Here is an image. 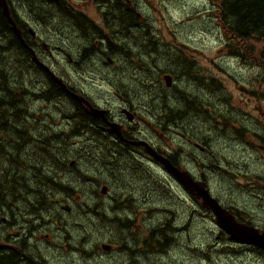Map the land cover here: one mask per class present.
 Returning <instances> with one entry per match:
<instances>
[{
	"label": "trees",
	"instance_id": "1",
	"mask_svg": "<svg viewBox=\"0 0 264 264\" xmlns=\"http://www.w3.org/2000/svg\"><path fill=\"white\" fill-rule=\"evenodd\" d=\"M58 1L60 4L59 14L57 15L58 19H68L70 21V29H73L75 26V21L79 15L78 8L68 4L61 3L60 0H46L43 4L47 2ZM129 0H101L99 3L100 9L105 12V22L107 24L108 31L105 32L103 29L101 32H91L88 34L87 39L93 45L96 41L99 40L98 35H105V41L107 43V51L114 53L120 59L121 55H126L127 57L134 55L135 50L143 51L147 56L140 54L141 58L136 56L139 66H145L149 69L150 74L154 70V65L152 62L147 63V59L153 60L155 62L160 53V48L162 46V41L160 36L162 33L153 30L151 25L147 24L144 20H140V16L145 12L144 9H135L130 6L128 3ZM211 4L214 7L215 12L219 14V19L217 21L221 22L231 30L236 38L232 39L233 41L229 42V53L237 55L238 57L243 58L245 64L241 70L242 74L247 72L248 78H244L247 81V87L245 91H248L249 97L259 99L260 104H264V87L261 86L264 83V67L258 71H251L255 64H253V58H257L259 62L264 64V0H210ZM23 3H30L35 8L34 16L42 18L41 4L43 0H37L31 2L29 0H21ZM212 7V9H213ZM146 13V12H145ZM15 16V15H14ZM16 20L17 17H15ZM220 20V21H219ZM144 23V24H143ZM61 29L65 30L64 27L59 25V32ZM96 31V30H95ZM84 37H81L83 39ZM85 39V38H84ZM78 38L67 39L66 41L71 43V46L75 48V42ZM136 40V41H135ZM100 44V42H99ZM171 47L177 45L171 44ZM179 47V46H177ZM180 48V47H179ZM132 55V56H133ZM28 52L22 46L17 37L13 34L10 24L8 23L5 16L2 14V9L0 7V211L3 215H7L8 222L13 218V209L12 205L15 203H24L28 206L29 210L35 215L44 214L46 207L51 204L53 205L54 196L59 190L58 183H46V186L39 188L36 184L31 186L28 183L27 175L25 174V162L19 156L23 152V147L21 146L25 143V139H30V132L27 130L30 125L33 124V118H27L24 114L19 118L24 121H20L17 129H19V137H16L17 133H14V127L11 129V126L7 127L8 117L10 114L14 116L20 115V113L26 110L28 106L34 101H31V96L33 92H27L25 83L29 80V76L25 79L21 78L22 70L21 65L25 68V63L28 61ZM131 58V57H130ZM142 59V61H140ZM166 61L171 65H178L181 67L179 72L176 74L177 78H180L181 75L192 77L195 80H198L201 85L212 88L213 85L222 87V81L220 78H213L212 82L209 83L206 80L204 73L198 67L196 60L188 58L183 53H175L166 58ZM148 65V67L146 66ZM261 66V65H259ZM158 70V69H157ZM163 74L164 70H158ZM15 74H18V79L16 81ZM135 81L138 84H142V87L145 90H148V100L147 105L152 106L153 109H158L157 103H161V106H166L164 109L169 111L171 109L172 116L166 117L162 122L163 129H168L172 125V121L185 122L187 120L189 124V119L193 116L201 115V119L205 123H210V129L214 131L213 126L219 125L224 127H229L230 130L234 128L236 133H234L237 138L241 139L252 146H257L261 151H264V133H252L248 130L247 125L236 121L232 123V119H228L225 115L212 110L213 108H205L203 103L200 102L197 95H192L190 92V87L174 85V91L179 92V99L175 100L173 95L175 93H165L164 89H159L156 91L152 89L155 86V81L151 79L149 88L136 76L134 75ZM249 79H251L249 81ZM50 82V80L48 81ZM52 88H58L54 86ZM31 99V100H30ZM158 100L159 102H155ZM227 100V99H225ZM139 102V101H138ZM155 102V103H154ZM153 103V104H152ZM185 107L183 108V104ZM205 115L202 118V115ZM37 115V114H32ZM46 115V114H45ZM80 119H86L82 116L81 113H77ZM49 119L55 118L52 114H48ZM217 117H219L217 120ZM19 119L17 121H19ZM89 120L90 124L96 130V126L99 124L95 122L94 119ZM22 127V128H21ZM16 129V130H17ZM212 131L208 130V133ZM247 132V133H246ZM192 133L198 135L201 133L197 127L192 128ZM246 133V134H245ZM245 135V136H244ZM64 138V137H63ZM66 141L68 139L64 138ZM19 140V144H18ZM256 141V142H255ZM71 143V142H70ZM70 143H65V146H59L53 142L47 141L48 146H44L46 151H50L55 154H65L66 146ZM107 143V141L105 142ZM257 143L258 145L256 146ZM117 153H122V148L125 146L121 143L117 145ZM65 147V148H64ZM111 147H114L111 145ZM49 148V150H48ZM64 148V149H63ZM178 152V151H177ZM108 153H112L108 150ZM98 157L96 154H90L89 157ZM103 155L101 158L103 159ZM246 173L249 176H254L259 179V181L264 182V171L263 174H254L251 171L246 170ZM221 174H223L221 172ZM37 176H41V170L37 168ZM46 180H50L45 177ZM51 181V180H50ZM263 188V187H262ZM62 189L66 193H70L71 189L67 186H62ZM264 190V188H263ZM116 203L121 204L117 201ZM96 206H101V211H95L98 213L102 221L107 219L111 222L112 232L114 234H121L124 228H132L133 220L125 219L122 221V211L121 206H112V216L108 217L106 214V207L102 204ZM41 212V213H40ZM212 217L211 213H207ZM7 222V223H8ZM165 229L170 230L171 232L175 231L177 227H168L165 225ZM90 231L85 232L81 237H84L82 241H87L89 238L85 237L89 235ZM224 233V232H223ZM208 235L207 233H205ZM215 231H212V238H215ZM220 237V235L218 234ZM0 238V264H10L8 260V255L2 253V250H6L9 247L3 246L4 240H9L10 236L4 239ZM125 240V239H124ZM124 240H121L123 249H128L131 253L136 254V251L145 256H151L155 252V243L158 245H167L171 242L173 245L175 237L173 233L166 232L164 229L161 230V233L156 235L155 231L150 230L146 234H140L136 237H129L127 242L124 243ZM82 243V242H81ZM84 244L82 243L79 246V250L86 252L84 250ZM159 247L160 252H171V250L164 249ZM200 250L204 253L208 252V247H200ZM9 259H11L9 255ZM141 261H137L136 264H141ZM146 264H153L152 261H147Z\"/></svg>",
	"mask_w": 264,
	"mask_h": 264
},
{
	"label": "rangeland",
	"instance_id": "2",
	"mask_svg": "<svg viewBox=\"0 0 264 264\" xmlns=\"http://www.w3.org/2000/svg\"><path fill=\"white\" fill-rule=\"evenodd\" d=\"M75 3L76 6L85 10L91 11L92 5L89 4V0H70ZM129 4L137 9H144L145 12L149 14V19L155 22L160 28L159 32L162 33V37L169 40L170 42H176L181 45L182 51L191 58H197L198 67L201 68V72L204 73L207 81L210 82L213 76L219 77L222 81V87H218L216 84L212 88L201 85L198 80L192 77L186 76L180 84L190 87V92L192 95H197L199 100L205 108H213L216 112L225 115L228 119H232V123L239 121L247 125L248 130L252 133H264V105H261L258 101L259 99L249 97V93L246 90L247 81L240 75L239 68L232 74H228L230 70V58L228 57V47L230 37L236 38L235 34L228 31L230 34L228 38L225 37L223 32L218 28L220 27L216 22L211 21V4L209 0H130ZM205 18V21H204ZM199 25L198 22H201ZM208 30H215V34L209 33ZM211 28V29H210ZM68 37L75 35L71 30L65 29ZM136 41V40H135ZM264 46V43H263ZM163 52V51H162ZM237 64H242V58H233ZM84 61V59H83ZM86 64V63H84ZM120 66H121V77H124L125 69H127V58L124 55L120 56ZM84 68V66H82ZM85 68L89 69L90 74H98L102 72L108 73L111 76L112 81H106L107 90L111 88L116 89L115 83L118 81L119 75H116L115 68H104L98 59L95 58V62L86 65ZM231 71V70H230ZM242 72V71H241ZM76 74V73H74ZM127 78L123 81L125 87L130 90L132 95H135V79H134V69L131 68L128 71ZM209 79V80H208ZM217 87V88H216ZM178 100L179 96H175ZM227 99V100H225ZM137 103H139L137 101ZM111 106H113L111 104ZM166 106H161L158 109L148 108L143 110L144 122L147 117L150 120V126L152 129L162 131L160 122L164 121L166 117L172 116L171 109L167 111L164 109ZM185 103L183 104V108ZM167 108V107H166ZM35 110L38 111L41 120L49 118L44 115V112L40 111L37 107ZM36 116V115H35ZM205 115H202V118ZM201 115L193 116L189 119L193 123V127H197L201 130L198 135L192 133V129H181V134H193L201 141H203V146H206L205 152L202 154L191 155L185 153L186 163L193 164L195 158H200L207 163L212 162L218 157L226 160V158H233V156H238V162L240 168L258 173L261 170V164L259 162H252V157H248L244 153V147L237 140V136L234 134L236 131L234 128L230 130L229 127L224 126H213L214 131L210 129V123H205L203 119L200 118ZM219 117H217V120ZM198 119V120H197ZM201 119V120H200ZM196 121V122H195ZM175 125L176 121H172ZM195 123V124H194ZM146 124L142 126L147 127ZM49 125L44 126L46 128ZM212 131L211 133H208ZM258 132V133H257ZM247 133V132H246ZM245 133V134H246ZM159 135V133H157ZM167 134L165 133V136ZM62 136V134H58ZM245 136V135H244ZM183 139L182 135L179 137L174 136V141L168 143L169 148H174L178 143H181ZM183 141V140H182ZM38 145H41L40 140H36ZM81 142L76 143L78 148ZM87 147L96 150V145L88 143ZM36 153V152H35ZM82 166V165H81ZM80 166V167H81ZM194 166V164H193ZM124 168V166H122ZM209 170L211 168L207 167ZM199 170L198 168H196ZM146 182L143 186H137L133 182L127 183V189L130 191L137 190L136 198L138 205L144 203L143 199L147 195L145 202H153L158 198L162 197V191L158 189L153 183L149 181V169H144L143 171ZM118 176L123 174L122 170L117 171ZM215 186L213 193L225 204L234 205L238 208L244 210L252 218L254 222L264 227V202L261 199L253 198L249 194L242 195V189L234 187V185L225 180V182L216 178L214 180ZM177 198L176 195H172ZM172 196L164 195L165 202H172ZM103 202L106 205L111 204L110 197H102ZM199 207L197 203H192V199L186 194H181L180 198L177 200L175 209L183 214L188 215L191 210ZM80 207L77 208L80 211ZM61 210L66 211L61 208ZM77 213H71L62 220L61 225L64 223L74 222L77 219ZM159 218H157L158 220ZM147 220L138 219L137 225H134L131 230H123L121 234H111L104 231L101 228V223L96 220L95 223L88 222L86 225L87 230H95L94 238V248L96 251L93 258L89 259L83 255V253L71 254L67 248V244L59 240L58 236L54 232L52 237L45 238V234L50 233V229L59 231L62 234H66L63 229H59L56 224H47L44 226L43 230L37 234V245L41 250L42 254L48 257L58 259V264H122L127 258V253L122 249V245L116 244V241L127 240L129 237H136L140 230H144L148 226ZM192 227V230H191ZM110 226L106 225L105 229H109ZM217 225L215 220H208L201 216H198L190 226V232L182 233V231L176 232L174 235L177 237V242L173 245L170 250L169 255L165 254L166 261L165 264H264V258L258 252L252 251L250 249L244 248L242 254H238L232 250V248L223 247V243L216 242L212 238V231L217 232ZM6 231L5 226H2L0 222V232L4 233ZM207 233L208 235L204 234ZM182 233V234H181ZM74 234L80 236V231L76 229ZM178 237L180 239L178 240ZM114 238V239H112ZM216 238V237H215ZM112 240L113 242H110ZM124 240V241H125ZM213 241V242H211ZM114 245L113 252H106L103 250V244ZM208 247V252L204 253L200 250V247ZM212 246H214L212 248ZM227 248V249H225ZM32 253L35 254V250L32 249ZM149 259L147 257L141 258V264H145ZM133 264H136L135 260L132 258ZM162 261V260H161Z\"/></svg>",
	"mask_w": 264,
	"mask_h": 264
},
{
	"label": "flooded vegetation",
	"instance_id": "3",
	"mask_svg": "<svg viewBox=\"0 0 264 264\" xmlns=\"http://www.w3.org/2000/svg\"><path fill=\"white\" fill-rule=\"evenodd\" d=\"M74 24H75V26H74L75 35H74L73 39L78 38V40L75 42V46H76L75 49L78 53L87 52L88 55L90 56L94 51H96L97 52L96 56H101V59H105V58L109 57V52L107 51V43L105 41V38H106L105 35L99 34L98 35L99 40L96 41L93 45L87 39L88 34L91 32H101L102 29L105 32L108 31L107 24L105 22V12L102 9L96 10V11H94V13H88L84 10L79 11V15L77 16ZM81 37H84L85 39L84 38L81 39ZM99 42H100V44H99ZM90 83H91V85H93L94 82L91 80ZM77 93H78V95L82 94L84 97H85V94H87V95L91 94L84 84H81V87H77ZM120 97L123 99V104L120 106V115L122 116V115H124L122 113V110L124 108H129L130 110H134V109H133V106L131 105V103H129L128 98H126V97L124 98L123 96H120ZM85 98L87 101H89V99L87 97H85ZM74 102H75L78 110H81V111L85 110L84 109L85 107L82 105V104H84L83 102H79V103L76 101H74ZM95 107H102V108L107 109L106 106H104L100 102H96ZM85 114H87V113H85ZM108 114L111 115L109 110H108ZM133 114L135 115L134 112H133ZM87 117H89L88 114H87ZM125 117H122V118H114L113 117V120L119 121L123 125V130H124L123 136L125 138H127L128 140H131V141H137V140L145 139L147 142H150L155 147V149H157L158 152H160L164 155H168L171 158V160L174 161L173 157L171 156V153L164 150L163 144L160 141L156 140L155 129H151V130L137 129L134 126V124L127 122ZM138 117L141 118L140 115H138ZM95 122H98L100 124V131H96L94 129V127L92 126V124H89L88 122H85V121L76 122V124L80 125L81 127H84V130H85V132L82 133L81 136H79V137L87 139L88 143H91V144H95L97 142L102 143V142H104L105 138H108V139L114 138V136L109 131V129L107 128L106 125H104L102 122H100L98 120H96ZM135 124H138V123L135 122ZM193 126L194 125L191 121H189V124H188L187 120L185 122L176 121L173 131L176 134H181L180 133L181 129H187V128L192 129V128H194ZM168 129H172V127L170 126V127H168ZM199 131H201V130H199ZM157 133H159V135L162 137V134H160L159 131ZM108 139H106V140L109 141ZM188 141L191 145H193V143L194 144L196 143V141L191 140V139H188ZM238 141H240L245 146L244 147L245 155H247L248 157H252L253 155L256 154L257 148L255 146H252L250 144L245 143L242 140V138L238 139ZM131 146L134 148V150H136L137 148H141V149L143 148V146H141V145H139L137 147L133 146V145H131ZM202 148H204L203 150L206 149V147H204V146H202ZM143 155H144V153H143ZM237 157L238 156H233V158L229 157L226 160H223V159L218 157L217 159L213 160L210 163H205V162L201 163L198 159H196V161H197V164L200 165V169L202 170L201 175H202V177H204L203 179L207 180L209 185H210V183H212L215 186V182L210 181V179H207L208 176H207L205 170H208L211 174L216 173L217 175H219L221 173L219 171H217L215 169V167L217 164L220 163V164H222V166L225 165V166L229 167L230 169H232L233 171L237 172L240 176H242L243 184L236 183L232 180L231 183L233 185H235L239 189L247 191L248 194L251 195L253 198L261 199L264 202V190H263L264 182L259 181V179L254 177V176H249L247 173H242L240 170L241 168H240ZM147 158L149 159V161L147 162V164L149 166H157L152 157L147 156ZM135 159L137 161H140V162L142 161V158L140 156V152H139V155H137L135 157ZM208 166L211 168V170H209L207 168ZM148 169L153 176V180H156L158 178V176L155 174L156 173L155 169H159V167H156L153 169L148 168ZM159 170L161 173L160 175L163 178V181L165 182L164 185L168 189H171L172 182L174 184H176V179L172 176H169L163 169L160 168ZM137 171L143 172L144 170L138 169ZM263 171H264V163H263V165H261V172L263 173ZM150 173H149V175H150ZM155 177H157V178H155ZM131 181L133 183H138V182L143 183L144 182L143 179H138L135 177H132ZM133 193L136 194V193H138V191L134 190ZM147 195H148V193H146V195L143 199L144 202L147 199ZM242 195L245 196L244 192L242 193ZM228 207H230V206H228ZM230 209L233 212V214L237 217V219H239L241 221H247L248 223L255 224L258 227H260L259 224L255 223L251 219L247 218L244 215V213L241 212L240 210H238L234 207H230ZM136 215H138L137 212L134 213V216H136ZM137 222H138V220L136 221V223ZM260 229H264V228L260 227ZM26 236H27V233H24V234H20V233L15 234L14 233L13 239H9L7 241L4 240L3 246H7L9 248L6 250H2V253H5L8 255L9 262L11 260L10 264H58V259L54 258L55 256H53V258H51L45 254H41V252H39V254H38L36 251H35V254H33L32 248L29 246L28 241H27L28 238ZM21 246H23V247H21ZM155 247H156V249H155L154 255L157 257L160 256V258H161L159 247L156 243H155ZM9 255H10L11 259H9ZM125 263L129 264L128 261H126Z\"/></svg>",
	"mask_w": 264,
	"mask_h": 264
},
{
	"label": "water",
	"instance_id": "4",
	"mask_svg": "<svg viewBox=\"0 0 264 264\" xmlns=\"http://www.w3.org/2000/svg\"><path fill=\"white\" fill-rule=\"evenodd\" d=\"M0 4L2 5L5 14L8 16L9 20L13 23L12 19L9 17V9L6 0H0ZM47 68V67H46ZM54 77V76H53ZM168 83H170V78L168 77ZM62 85L64 91L68 92V88L62 84L61 81H57ZM97 117H102V111L99 110V113H94ZM111 131L115 132L117 135L122 137L120 132V126L112 123ZM151 154L157 158L159 161L165 163L166 168L173 172L176 176H179L185 186L191 190L193 194H195L198 198L203 199V205L205 208L210 209L216 215V223L217 225L224 229L229 234V239L236 242L254 244L258 247L264 249V232L260 233L257 229L253 227H248L244 224H241L236 221L231 213H229L225 208H223L219 202L213 198L209 191L205 189V186L201 183L193 182L188 176H181L180 173L173 168V166L169 163L167 159L162 158L161 156L154 153L153 150L150 151ZM225 172L230 174L233 177L236 175L233 172H230L227 169H223ZM106 249H109L108 246H104Z\"/></svg>",
	"mask_w": 264,
	"mask_h": 264
},
{
	"label": "bare ground",
	"instance_id": "5",
	"mask_svg": "<svg viewBox=\"0 0 264 264\" xmlns=\"http://www.w3.org/2000/svg\"><path fill=\"white\" fill-rule=\"evenodd\" d=\"M21 247H23V246H21Z\"/></svg>",
	"mask_w": 264,
	"mask_h": 264
}]
</instances>
